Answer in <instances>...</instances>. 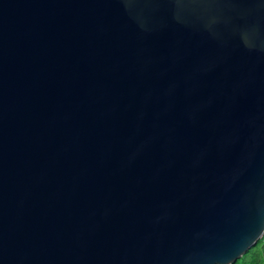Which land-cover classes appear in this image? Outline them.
Instances as JSON below:
<instances>
[{
	"label": "water",
	"instance_id": "1",
	"mask_svg": "<svg viewBox=\"0 0 264 264\" xmlns=\"http://www.w3.org/2000/svg\"><path fill=\"white\" fill-rule=\"evenodd\" d=\"M263 238L264 0H0V264Z\"/></svg>",
	"mask_w": 264,
	"mask_h": 264
},
{
	"label": "trees",
	"instance_id": "2",
	"mask_svg": "<svg viewBox=\"0 0 264 264\" xmlns=\"http://www.w3.org/2000/svg\"><path fill=\"white\" fill-rule=\"evenodd\" d=\"M234 264H264V238Z\"/></svg>",
	"mask_w": 264,
	"mask_h": 264
},
{
	"label": "snow or ice",
	"instance_id": "3",
	"mask_svg": "<svg viewBox=\"0 0 264 264\" xmlns=\"http://www.w3.org/2000/svg\"><path fill=\"white\" fill-rule=\"evenodd\" d=\"M233 258H235V257H233Z\"/></svg>",
	"mask_w": 264,
	"mask_h": 264
}]
</instances>
